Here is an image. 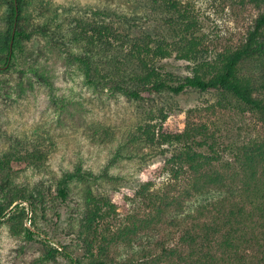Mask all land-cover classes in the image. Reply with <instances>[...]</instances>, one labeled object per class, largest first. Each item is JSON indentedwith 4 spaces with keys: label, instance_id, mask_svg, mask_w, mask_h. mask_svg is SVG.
<instances>
[{
    "label": "rangeland",
    "instance_id": "obj_1",
    "mask_svg": "<svg viewBox=\"0 0 264 264\" xmlns=\"http://www.w3.org/2000/svg\"><path fill=\"white\" fill-rule=\"evenodd\" d=\"M178 1L197 16L200 31L206 36L202 46L209 57L235 45L258 13L235 0ZM97 10L123 16L113 23L122 33L129 26H148L146 0H25L22 16L31 35L6 63L4 53H0V67L6 66L0 68V181L4 177L10 180L8 195V189H0V204L10 201L0 219V264H73L77 258L85 262L75 229H70L81 209L80 194L85 185L61 182L76 165L99 175L92 184L95 211L89 215L91 224L103 233L124 226L131 216L152 212V204L170 181L166 159L188 136L203 142V153L219 170L235 171L241 148L264 138V121L259 115L230 97L223 100L213 89H186L179 94L143 92V101L135 102L107 88L95 91L85 84L78 65L66 61L62 51L83 49L85 42L75 40L71 33L76 27L73 19L86 21ZM8 11L0 3V35L6 27L2 16ZM44 24L48 33H38ZM111 46L105 50L89 47L94 49L93 56L98 51L96 61L103 68L111 53L130 49L120 41ZM174 55L172 51L169 57L153 59L164 71L190 75L193 61ZM203 59L200 53L196 61ZM238 71L247 77L256 70L251 63H243ZM36 74L44 75L49 86ZM148 109L151 121L145 113ZM160 109L168 112L163 122L159 121ZM146 123L150 124L152 142L139 133ZM245 187L248 191L239 183L209 189L184 202L172 218L216 203L233 210L241 207L244 217L264 199V168ZM28 192H39L31 204L20 201ZM19 210L25 215L22 224L32 231L31 239L23 237L17 219H8ZM14 228L19 232L12 233ZM180 232L168 221L154 240L188 254L190 249L179 241ZM46 247L58 250L53 260L42 259ZM143 247L152 250L146 244ZM125 253L121 251V255ZM243 255L251 257L250 251Z\"/></svg>",
    "mask_w": 264,
    "mask_h": 264
},
{
    "label": "trees",
    "instance_id": "obj_2",
    "mask_svg": "<svg viewBox=\"0 0 264 264\" xmlns=\"http://www.w3.org/2000/svg\"><path fill=\"white\" fill-rule=\"evenodd\" d=\"M235 1L240 6L256 8L258 13L235 45L221 49L211 57L205 46H202L206 36L200 31L197 16L189 14L178 0H146L148 26H129L125 33L113 27V23L121 21L123 16L111 11L97 10L86 21L73 19L76 27H72L71 33L76 35L75 40L85 42V46L78 52L67 50L62 51V54L66 61L78 65L84 83L95 91L107 88L129 100L142 102L143 92L179 94L186 89H213L223 100L230 97L264 121V0ZM0 3L9 9L8 14L2 16L6 27L0 35V53H4L6 63L13 22L11 59L14 51L21 49L23 41L29 39L31 32L27 31L22 16L25 0H0ZM45 28V24L39 26L38 33H48ZM118 41L121 46L126 43L130 49L122 54L111 53L105 68L99 66L96 61L98 51L95 50L93 56L94 49L89 47L105 50L112 48V42ZM172 51L177 59L189 63L193 61L190 75L181 76L173 71H164L163 66L156 63L155 58L169 57ZM200 53L204 59L197 62ZM144 55L149 56V59ZM132 63L136 66L130 68ZM243 63H251L255 74L247 77L241 75L238 67ZM36 77L49 86L44 75L36 74ZM159 112V121L163 122L168 112L162 109ZM145 113L151 121L150 110ZM149 128L150 124L146 123L139 128V133L149 137V142H152ZM188 137L166 159L170 181L157 202L152 204V212L142 217L131 216L124 226L115 230L100 233L90 222L92 216L89 214L95 211L93 206L96 204L92 184L97 183L99 175L95 176L79 165L64 174L61 182L77 181L85 185L80 194L81 209L77 211V219L70 227L75 229L85 262L77 258L73 264H264V199L256 205L254 212H245L244 217L243 208L233 210L229 209L231 206L216 203L209 208L200 207L191 213L187 212L180 218H172L182 210L184 202L204 195L209 189L239 183L244 191H248L245 185L248 186L259 169L264 168V138L241 148V156L237 161L239 169L235 171L219 170L211 163V158L203 153V142L195 136ZM2 170L3 163L0 162ZM9 184V179L2 178L0 189L7 190ZM35 195L28 192L20 196V201L31 204L32 200L39 197V192ZM9 203L8 200L6 204H0V219L5 216L3 212ZM23 217V210H19L9 215L8 219H17L15 223L21 227L23 237L31 239L32 231L22 224ZM168 221L180 228L179 241L190 249L188 254L154 240ZM11 232L16 234L19 231L14 228ZM144 244L151 246L152 250L143 247ZM137 247L139 250L133 251ZM122 250L126 252L123 255ZM247 251H250L251 257L243 255ZM57 253L58 250L46 247L42 259L53 260Z\"/></svg>",
    "mask_w": 264,
    "mask_h": 264
},
{
    "label": "water",
    "instance_id": "obj_3",
    "mask_svg": "<svg viewBox=\"0 0 264 264\" xmlns=\"http://www.w3.org/2000/svg\"><path fill=\"white\" fill-rule=\"evenodd\" d=\"M14 5H15V1H14ZM15 12H16V7H15ZM14 26H15V22H13V26H12V30H11V37H10V41H9V49H8V58H7V60L9 59L10 54H11V44H12V36H13ZM5 67L6 66H4L2 68H5Z\"/></svg>",
    "mask_w": 264,
    "mask_h": 264
},
{
    "label": "flooded vegetation",
    "instance_id": "obj_4",
    "mask_svg": "<svg viewBox=\"0 0 264 264\" xmlns=\"http://www.w3.org/2000/svg\"><path fill=\"white\" fill-rule=\"evenodd\" d=\"M4 66H5V65H4ZM4 66H3V67H4ZM0 68H2V67H0Z\"/></svg>",
    "mask_w": 264,
    "mask_h": 264
}]
</instances>
